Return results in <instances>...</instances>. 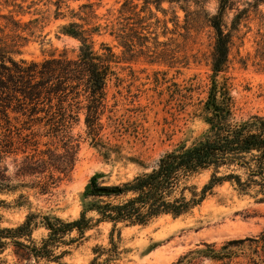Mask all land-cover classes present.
I'll return each mask as SVG.
<instances>
[{
	"label": "rangeland",
	"instance_id": "1",
	"mask_svg": "<svg viewBox=\"0 0 264 264\" xmlns=\"http://www.w3.org/2000/svg\"><path fill=\"white\" fill-rule=\"evenodd\" d=\"M245 1L252 0H236L235 4L241 8ZM83 2L86 0H65L57 10L61 15L57 16L54 0H0L1 13L18 20L17 33L27 38L15 58L76 56L78 40L60 29L69 21L83 28L99 24V30L91 36L94 49L104 42L121 58L117 77L108 80L106 86L111 112L105 111L102 116L100 141L111 148L107 157L103 155L104 148L95 147L86 136L81 116L72 128L78 150L70 175L44 193L29 185L33 177L24 179L26 187L0 191L1 227L21 223L29 212L65 220L76 218L88 200L84 192L90 182L115 185L130 179L152 166L163 152L197 141L207 128L203 103L211 82L214 33L204 13L190 5L186 14L166 3L162 4L165 12L153 5L140 11L139 0L135 11L144 17L145 27L133 32V52L129 55L119 39L109 34L112 25L120 28L125 23L119 13L120 2L100 0L90 17H85L79 8ZM217 6L218 0H207L204 9L211 15ZM234 14L232 9L224 16L225 31H231L230 48L226 67L216 78L229 87L235 118L244 119L264 115V2L249 10L232 28ZM5 22L0 20L1 25ZM4 33L11 34L8 29ZM108 114L112 120L107 119ZM3 132L0 129V139H5ZM28 141L38 142V149L52 143L47 137ZM21 156L19 153L5 158L6 175L13 176L14 159L18 162ZM129 158L141 160L143 166ZM207 176L208 173L201 174L198 182H204ZM11 178L12 183L18 182ZM257 189L239 194L234 186L224 182L188 214L175 218L165 215L146 226L122 227L119 253L108 264H264V196ZM20 194L27 200L17 205L15 200ZM109 228L110 224L99 223L86 231L81 241L62 246L60 249L69 252L58 260L59 264H90L92 249L108 246ZM46 234V229L39 226L34 228L32 238L39 241ZM211 249L224 255L212 258ZM0 260L2 264H58L44 260L36 263L33 258L19 260L12 246L0 254Z\"/></svg>",
	"mask_w": 264,
	"mask_h": 264
},
{
	"label": "trees",
	"instance_id": "2",
	"mask_svg": "<svg viewBox=\"0 0 264 264\" xmlns=\"http://www.w3.org/2000/svg\"><path fill=\"white\" fill-rule=\"evenodd\" d=\"M64 1L54 0L57 16L61 15L57 10ZM96 1L86 0L79 5L85 17L94 15L93 6L100 0ZM138 1L116 0L120 2L119 13L125 23L120 28L112 25L109 29V34L119 39L129 55L133 52V32H137V27H145L142 25L144 17H139L135 11ZM206 2L141 0L140 8L141 11L153 5L156 10L165 12L162 4L166 3L187 14L189 6L193 5L204 13L213 30L212 75L203 103L207 128L202 137L190 145L182 144L163 152L152 166L119 184L90 182L84 192L88 200L76 218L65 220L29 212L15 226H0V254L12 246L19 260L58 262L69 252L60 249L62 246L81 241L86 231L104 222L110 224L108 246H95L90 264H108L119 253L122 227L146 226L165 215L175 218L188 214L224 182H229L239 194H249L258 187L256 192L264 196V115L236 119L229 87L216 78L228 62L231 31H225L226 11L235 10L231 21L234 28L249 10L257 9L264 0L245 1L241 8L235 4L236 0H218L217 11L211 15L204 9ZM80 18L85 20L84 16ZM0 20L6 21L0 24V129L4 130L2 136L5 137L0 139V191L26 187L24 179L33 177L29 185L44 193L57 181L68 177L74 167L78 141L72 128L81 116L91 143L104 148L105 158L111 151L100 141V132L104 126L102 116L105 111L111 112L106 99L107 82L117 77L116 67L121 58L107 43L101 42L99 48L94 49L91 36L99 30V24L83 28L75 21L63 24L60 29L78 40L76 56L50 55L42 60L15 58L27 38L17 33L20 23L11 14L0 10ZM5 29L11 34L4 33ZM107 119L112 120V115L108 114ZM40 137L50 138L52 143L46 146L45 142L46 148L38 149V142L28 141V138ZM19 153L22 156L18 162L14 159L13 176L6 175L8 168L3 161ZM129 160L143 166L139 159ZM204 173H208L207 179L199 183L197 178ZM11 177L18 182L12 183ZM23 197L20 194L15 200L17 205L25 203L27 199ZM39 226L45 228L47 234L35 241L32 232ZM210 251L215 259L224 255L214 249Z\"/></svg>",
	"mask_w": 264,
	"mask_h": 264
}]
</instances>
